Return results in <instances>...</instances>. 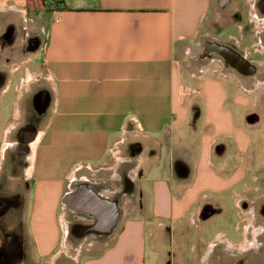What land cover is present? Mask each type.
<instances>
[{"label":"crops","instance_id":"obj_1","mask_svg":"<svg viewBox=\"0 0 264 264\" xmlns=\"http://www.w3.org/2000/svg\"><path fill=\"white\" fill-rule=\"evenodd\" d=\"M241 11L244 14L240 0H0L1 67L13 69L19 65V54H29L27 69L43 72L52 92L49 119L43 129L32 132L20 121L25 97L19 93V80L8 78L0 97V183L4 186L0 210L2 201L19 197V181L33 183L27 234L36 260L59 256L56 249L63 241L60 222L65 213L56 218L57 209L81 211L63 205L66 195L83 188L92 193L94 185L98 189L94 195L104 200L106 191L95 180L105 176L104 170L115 180L120 165L131 163L124 158L114 167L102 168L109 149L114 147L115 155L120 154L122 145L136 141L126 135L131 130L143 138L144 159L134 158L137 164L125 176L136 184L133 175L140 171L130 197L145 199L146 206H133L120 224L116 221L103 232L99 217L89 214L91 225L100 228H95L98 236L108 234L111 239L102 249L92 243L97 251L79 264H170L165 242L159 239L162 227L165 235L176 230L183 247L190 240L196 263L202 262L213 240H204L200 232L193 243L185 222L195 225L190 218L205 201L224 198L238 205L257 191V185H248V169L264 155L258 145L264 134V101H259L264 88L260 92L255 88L256 77L224 70L217 57L199 64L197 70L190 68L206 52L205 37L239 47L236 50L241 49L238 53L243 57L250 55L248 47L241 48L247 41L246 23L235 20ZM216 25L233 26L238 35L229 34L221 41L214 35ZM252 29L254 63L259 65L264 58L258 53L254 20ZM34 136L33 152L22 155L25 166L19 168V145L30 150ZM76 165L81 167L73 171ZM83 166L92 171V179L86 170L79 181L90 187L71 190L70 183ZM263 198L264 194L256 195L248 203ZM8 208L6 213H18V205L9 212ZM248 210L243 240H227L238 253L240 244L249 240L248 230L262 226L254 224L252 206ZM16 227H0V234ZM194 227L206 230L208 225ZM9 245L21 251L26 246L23 240ZM258 245L262 247L261 242ZM225 248L229 250L228 245ZM183 252L175 264H185Z\"/></svg>","mask_w":264,"mask_h":264},{"label":"rangeland","instance_id":"obj_2","mask_svg":"<svg viewBox=\"0 0 264 264\" xmlns=\"http://www.w3.org/2000/svg\"><path fill=\"white\" fill-rule=\"evenodd\" d=\"M239 13H241V15H238L237 19L235 18V20H237L236 22L239 24H245L247 22V19L245 20V15L242 14V11ZM255 23L257 25L256 21ZM244 32L247 33V41L246 39L244 40L241 48L248 47V50L251 52V54L249 55V59L250 61L254 62L256 60V54L252 52V24L248 23L245 27ZM229 34H234L237 36V29H235V27L233 26H215L214 35H216L219 40L225 41ZM206 40L209 42L210 38L205 37L203 39L204 42ZM230 46L234 49L233 44H230ZM236 51L242 54L241 49ZM28 56L29 54H27L26 57H23V55L19 54V65H13V69H4L0 65V97L2 95L3 89L5 88L4 84L6 83L8 78L13 77L14 80H19V93H22L25 97L24 101L22 102V113L20 121H22L25 128L28 127L29 129H31L28 130L29 132H32L35 130L43 129L45 124L47 123L52 105V92L50 90V82L47 81V77L43 72L32 69L31 67L27 69L26 59ZM211 58L215 57L211 56ZM208 60V58L204 60L200 59L198 62L194 60L193 63H191L192 65L190 68L194 67V70H197L199 64H205ZM17 68L18 70L16 71ZM224 70L229 71L228 68H224ZM260 86L261 88H263L262 85ZM260 86L257 84L255 85V88L258 90V87L260 88ZM250 90L251 89H247V91ZM259 101H264V94H261L259 96ZM260 110L262 113L263 109H257V111ZM135 132H137L136 134L140 133L138 131H126L127 137L132 136L136 141H133L128 145H122L120 154L115 155V152H117V150L114 147L108 150L105 164L102 166V168L108 169L112 166L114 167L115 164H119L121 160H125L124 158H126V160L130 159L131 163L120 165V168L115 173L117 175L116 177H114L115 180H111V175L110 173H108L109 171L105 172V170V176L103 175L102 179L95 180V178H93V180L98 181V183H102L103 188L106 191L103 199L109 201L111 204L116 205L119 214L117 222H119V224L126 215L125 212L128 213V211L132 209L133 206H137L140 203L143 206H146L145 199L137 200V197L135 196L130 197V194H133L138 186L140 171L137 172L135 176L133 175V179L135 180L136 184H133V182H131L125 176V173L128 169L135 168L137 162L134 158L141 157L144 148L142 141L143 138L141 136L136 137ZM263 135L261 134L259 136V138H262L261 142H259L258 145L264 147V141H262L264 140ZM25 147L26 146L24 145H19V168L21 167V165L25 166V164H23L21 160L22 155L25 153H27L28 155L30 154V150H27V147ZM263 147H261L262 154H264ZM142 157L144 159V156ZM116 161H118V163H116ZM79 167L81 166L76 165L72 170L74 171ZM82 169L83 170L76 173V178H74L70 183L71 190H76L80 185H86L85 187H90L87 182L79 181V176L81 177L82 173L86 172L87 170L84 166ZM87 172L90 174L89 178H91L92 171L87 170ZM254 177L256 178V180L254 179ZM19 178L21 180V177ZM67 185L68 183L66 184V187ZM248 185L252 187L257 185L258 190L252 191L247 194L245 198H242L239 201L238 205H235L232 199L227 200L224 198L216 200V202L205 201L202 204L198 214L190 219L195 223L194 226H196L197 224L199 226V224L205 222L206 225H208L206 230H199L198 228L190 226L187 222H185L184 226L186 227V229H190L189 233L190 236L192 234L193 243L197 241V235L200 232L202 233L204 240L207 239L215 241L210 242L207 245L208 247L206 245H203V248L206 246L207 249L205 255L202 256L203 259L200 264H264V198L256 204L254 203L250 205L248 203V200H253L256 195L258 196L264 194V155H262V158L258 163L249 166ZM3 187V184L0 183V190H3ZM95 187L96 186L92 185L91 191L93 194L98 191V189H96ZM33 189L34 187L32 182L19 181V197L15 201L14 199L11 200L9 198L7 201H2L4 209L2 208L3 210H0V217H5V221L3 220L2 222V220H0V227H6L7 225H11L13 227L17 225V227L13 232L6 231L1 232L0 234V243L1 241H4L0 244V264H79L81 259L88 255L94 254L97 251L93 248L94 246L91 247L92 243H98V246L102 249L104 247L103 243L109 242L111 237L108 234L103 235V237L100 238L98 236L99 234L96 231V227L91 224L87 225L83 223L84 219L93 220V216H90L88 213L86 214L81 211L69 212L68 210L65 211L63 209L62 211L61 208H58L56 218H59L60 214H63L64 212V217L66 218V221L68 223V232L66 231L67 234H63L61 231V235L63 234V237H66V246H63L64 244H62L61 240L56 249L57 253H59V256H57L56 258H48L46 260H36L32 254V248L29 244L30 238L27 234V223L29 220L34 198ZM123 195H125V197ZM16 205H18L19 207L17 214L6 213L5 209L9 207L7 211L9 212L10 209H13V207H16ZM250 206H252L255 212L254 224L262 226L258 228H256V226H253L254 229L248 230L247 234L249 240H245L240 244V252L238 253V251L236 250L237 246H234V244L229 241L237 243L243 240V223H245V221L249 219L250 210L248 209ZM126 216H128V214ZM255 229L256 231H258L256 237L253 234V232H255ZM160 231L161 232L159 233V239L162 243L165 242L164 249L166 253V260H168L170 264H175L177 262L178 257L182 255V249H185L186 251L183 252V255H185L186 258L185 264H197V259L194 256V250L191 248V246H194V244L191 245V243H189L190 240L186 241L183 247L181 246L183 239H180V235L178 232H176V230H168L166 235L163 227ZM218 235H222L219 240L216 239ZM253 237L257 238L259 241H256V239L253 240ZM20 240H23L26 244L22 251L19 250V247L15 245H12V247H10L9 244L13 243V241ZM258 242L262 243V247L258 248ZM226 245H228L229 250H232L234 248L235 250L229 252V250H226L225 248ZM242 250L243 252H241ZM10 251H12V253Z\"/></svg>","mask_w":264,"mask_h":264},{"label":"flooded vegetation","instance_id":"obj_3","mask_svg":"<svg viewBox=\"0 0 264 264\" xmlns=\"http://www.w3.org/2000/svg\"><path fill=\"white\" fill-rule=\"evenodd\" d=\"M240 1H241V9L243 10L244 15H245V20L247 19L246 23L252 24L253 20L257 22L256 37H257V41H259V49H260V51L258 53H259L260 57L263 56V58H264V0H240ZM214 44L222 45V46L229 48L230 50L233 51L232 52L233 56L239 55L243 59H245V61L247 63H243V65L235 66L236 68H233L231 66L232 62H231L230 58L227 59V60H229V63H228L227 61L223 60L217 53L212 51L215 47ZM204 46H205L206 52L201 53L198 57L199 59L201 58V60H204V59L208 58L209 60H211V59H213V58H211V56L217 57L221 60V62L223 64V68L231 69L234 72H236V74L238 76H241L244 78L256 77V79L258 81L254 80L253 81L254 85L258 84L260 86L262 83V86L264 88V61L260 62L261 64L258 65L257 63L250 61L249 55H245V57L240 55L235 50L236 48L238 49L239 47L233 45L234 46V49H233V48H231L230 45L225 44V43H221V42H219L213 38H210V41L209 42L207 41ZM249 54H251V53H249ZM229 77H231V75H229ZM263 88H261V86H260V88L258 87V90L261 91ZM99 224H101V223H99ZM106 225L107 224H104V225H103V223L101 224L102 227H105Z\"/></svg>","mask_w":264,"mask_h":264},{"label":"water","instance_id":"obj_4","mask_svg":"<svg viewBox=\"0 0 264 264\" xmlns=\"http://www.w3.org/2000/svg\"><path fill=\"white\" fill-rule=\"evenodd\" d=\"M214 49L212 51H214L215 53H217L223 60L227 61L229 63V60H227L228 58H230L231 60V66L233 68H236L235 66H239V65H243V63H247L245 61V59H243L241 56H233L232 55V50H230L229 48L225 47V46H222V45H218V44H214ZM88 195H89V199H87L86 201H83L82 199L81 200H78L76 199L77 202H83L84 203V206H83V211H86L88 212V214L90 213H94V209L96 208L97 210L99 211H106L107 209H109L110 211H112V209L114 208L115 210V216H111L112 218L109 219V221H107V225L105 227H101V229L98 227L97 230L100 229V231H105L107 230L108 228H111L113 226L116 225V221H117V209H115V205L114 204H111L110 202H108L107 200H102V199H99L98 197H96V195H94L93 193L91 192H88ZM75 197L76 194L74 195H71L69 198H72V197ZM73 197V198H74ZM85 207V208H84ZM113 207V208H112ZM114 217V218H113Z\"/></svg>","mask_w":264,"mask_h":264},{"label":"bare ground","instance_id":"obj_5","mask_svg":"<svg viewBox=\"0 0 264 264\" xmlns=\"http://www.w3.org/2000/svg\"><path fill=\"white\" fill-rule=\"evenodd\" d=\"M35 138V136L33 137V139L31 140V141H29L30 143H29V149H30V151L31 152H33V148H34V144H35V142H36V140L34 139ZM7 145V144H6ZM5 145V146H6ZM33 155V154H32ZM32 162V161H31ZM70 197V195L68 194V195H66L65 197H64V199H63V205H65V206H67V207H69V208H75L76 210H81V211H83V206H84V203L83 202H77L76 201V199H78V200H83V201H86L87 199H89L90 197H89V195H88V193L86 192V189L85 188H83V189H81V190H79L78 191V193L76 194V196L73 198H69ZM90 200V199H89ZM116 207V206H115ZM85 208V207H84ZM113 208V207H112ZM116 209V208H115ZM85 213H88V212H86V211H84ZM104 213H106L107 214V216H105L104 215ZM90 215H97V217H99V219H100V223L102 224L103 223V225L104 224H106L107 223V221H109V219H111L112 217L111 216H115L116 214H115V210H114V208L112 209V211H110L109 209H107L106 211H99V210H97L96 208L94 209V213H90ZM63 217H64V215H63ZM62 217V219H61V222H60V224H61V228H62V233L63 234H66V225H67V223H66V220L64 219ZM114 218V217H113ZM83 222H84V224H87V225H90V224H93L91 221H89V220H83ZM65 238L66 237H63V241H62V244H64L63 246L65 247L66 245V243H67V241L65 240ZM65 249V248H64Z\"/></svg>","mask_w":264,"mask_h":264},{"label":"built area","instance_id":"obj_6","mask_svg":"<svg viewBox=\"0 0 264 264\" xmlns=\"http://www.w3.org/2000/svg\"><path fill=\"white\" fill-rule=\"evenodd\" d=\"M56 1H60V0H56ZM256 24V23H255ZM80 168V167H79ZM76 169H78V168H76Z\"/></svg>","mask_w":264,"mask_h":264}]
</instances>
